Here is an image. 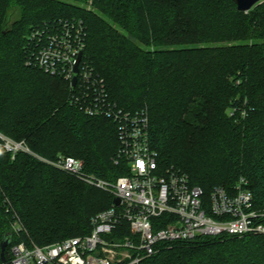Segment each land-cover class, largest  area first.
<instances>
[{
    "label": "trees",
    "instance_id": "trees-1",
    "mask_svg": "<svg viewBox=\"0 0 264 264\" xmlns=\"http://www.w3.org/2000/svg\"><path fill=\"white\" fill-rule=\"evenodd\" d=\"M66 19L86 24L84 59L110 99L147 110L162 167L183 171L207 197L244 177L264 210V1L245 13L233 0H0V135L115 181L127 174L113 162L116 125L72 106L68 82L26 63L31 31ZM113 201L33 155L13 159L0 138V264L15 217L27 234L14 236L6 264L21 241L45 247L89 235ZM140 264H264V236L175 243Z\"/></svg>",
    "mask_w": 264,
    "mask_h": 264
},
{
    "label": "built area",
    "instance_id": "built-area-1",
    "mask_svg": "<svg viewBox=\"0 0 264 264\" xmlns=\"http://www.w3.org/2000/svg\"><path fill=\"white\" fill-rule=\"evenodd\" d=\"M86 40L87 26L81 19L45 23L27 37L26 63L68 82L72 106L116 125L119 147L113 162L116 166L124 164L127 174L115 181L102 179L88 174L79 159L63 155L56 160L42 159L25 142L0 138L13 159L21 151L33 155L108 192L120 204L116 206L113 201L111 208L97 214L89 235L45 247L24 241L14 244L10 264H140L175 243L206 237L264 236V210L257 209L246 178H240L230 190L215 187L207 197L186 173L161 166L151 145L147 110L128 112L110 99L105 81L84 59ZM12 229L14 236L22 232L16 217Z\"/></svg>",
    "mask_w": 264,
    "mask_h": 264
},
{
    "label": "water",
    "instance_id": "water-1",
    "mask_svg": "<svg viewBox=\"0 0 264 264\" xmlns=\"http://www.w3.org/2000/svg\"><path fill=\"white\" fill-rule=\"evenodd\" d=\"M263 1L264 0H233V2L237 6L238 11L245 12V13L249 12L253 7H255L256 5L260 4ZM81 58H82V54L79 56L76 66H75L76 73H78L79 71L78 66L81 61ZM76 82H77V79L74 78L73 85H76ZM114 204L118 206L120 204V200L115 199ZM13 238H14V234L12 232L7 233L4 237V240L1 243V259L4 264L8 262L5 253H6V249L13 243Z\"/></svg>",
    "mask_w": 264,
    "mask_h": 264
},
{
    "label": "rangeland",
    "instance_id": "rangeland-1",
    "mask_svg": "<svg viewBox=\"0 0 264 264\" xmlns=\"http://www.w3.org/2000/svg\"><path fill=\"white\" fill-rule=\"evenodd\" d=\"M262 3H263V2H261L260 4H262ZM91 4H92V3H91V1H90V4H87V5H86V8L89 9V10L92 9ZM15 19H16V18H15ZM153 49H154V47H151V50H152V51H153ZM225 111H226V113H229V110H228V109H226ZM177 132H178L179 136H181V135H183V134L185 133V131L182 130V129H180V130L178 129ZM79 180H80V179H79ZM84 183H85V182H84ZM89 186H90V185H89ZM90 187L95 188V187H93V186H90ZM95 189H98V188H95ZM98 190H100V189H98ZM101 191H102V190H101ZM4 200L6 201L7 199L4 198ZM10 204H11V203H10ZM11 207H12V204H11ZM18 219L20 220L19 217H18ZM20 222L22 223L21 220H20ZM22 231H23V232H20V235L23 234V233H26V234H27V232H26V228H25V226H24L23 224H22ZM29 243H30V245H36V246H37V244H35V243L32 242V241H30ZM52 244H54V243H52ZM48 245H49V244H48Z\"/></svg>",
    "mask_w": 264,
    "mask_h": 264
},
{
    "label": "snow or ice",
    "instance_id": "snow-or-ice-1",
    "mask_svg": "<svg viewBox=\"0 0 264 264\" xmlns=\"http://www.w3.org/2000/svg\"><path fill=\"white\" fill-rule=\"evenodd\" d=\"M141 167H143V165H141Z\"/></svg>",
    "mask_w": 264,
    "mask_h": 264
}]
</instances>
